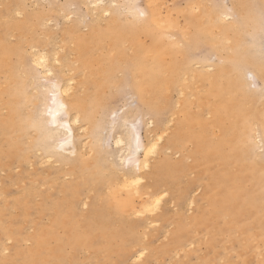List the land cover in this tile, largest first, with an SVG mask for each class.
<instances>
[{"label": "rangeland", "instance_id": "374dc122", "mask_svg": "<svg viewBox=\"0 0 264 264\" xmlns=\"http://www.w3.org/2000/svg\"><path fill=\"white\" fill-rule=\"evenodd\" d=\"M126 1L104 0L125 24L129 20L115 12V5ZM158 1L161 17L171 25L164 31L172 36L155 39L142 29L134 40L113 43L94 26L90 9L102 3L0 0V48L11 49L7 55L0 51V264H264V90L248 74L244 84L236 83L230 52L220 43L233 39L237 28L230 24H240L244 13L237 0ZM251 5L264 32V1ZM35 14L34 21L24 20ZM215 14L229 17L213 21ZM195 17L200 26L191 34ZM79 18L83 22H74ZM174 39L179 43L170 44ZM30 45L46 50L48 57L57 47L59 62L50 61L53 75L43 74L40 82L70 78V94L79 106L92 110L103 86L98 132L103 152L96 145L74 152V162L91 167L79 175L74 165L39 158L25 112L30 81L38 72ZM156 57L165 66L152 78L155 95L148 110L140 72ZM162 107L156 123L154 110ZM125 112L137 123L141 139L147 129L161 135L151 159L157 176L147 177V170L136 185L157 182L147 190L163 192L151 213L130 214L119 198L104 192L112 189L111 179L120 170L108 176L103 169L106 177L93 191L85 184L97 154L108 169L109 160L118 161L117 130L106 123ZM17 123L22 130L13 128Z\"/></svg>", "mask_w": 264, "mask_h": 264}, {"label": "bare ground", "instance_id": "6f19581e", "mask_svg": "<svg viewBox=\"0 0 264 264\" xmlns=\"http://www.w3.org/2000/svg\"><path fill=\"white\" fill-rule=\"evenodd\" d=\"M251 1L252 0L236 1L239 6V11L244 13V16L241 18V23H237V26L236 22L230 24L231 27L237 28L235 30L236 34H231L233 39L231 37L220 39V43L226 45V50L230 52L228 54V60L232 63L231 69L236 74V83L240 84V82H242L244 84L243 81H247L246 77L248 74V76L251 75L252 80L250 81L257 89L262 91L264 90V32L256 25L254 13L251 14V11H253ZM86 2L92 7L102 3V5L99 4L98 8L90 9V11L94 13V19L97 21L94 26L100 29L102 34L107 35V38L111 39L113 43L121 40H134L142 29H148L153 32L155 39L165 35L172 36L164 31L166 26L171 25L161 17V12L163 11H160L161 5L159 6L158 0H145V5L143 7H139L140 5L138 6V4H136V0H127L126 6H124V4L123 6L120 4L119 6L118 4L115 5V12H118L125 19L129 20L127 24L121 23L120 18L112 14V9L107 6V2L105 4L104 0H86ZM4 10L8 11V7ZM16 13L21 14L20 12ZM106 14L107 16H104ZM222 15L225 18L229 17L228 14ZM34 16V19L26 18L24 20L27 22L34 21L38 17L37 14ZM223 16L215 14L212 20L217 21L223 19ZM81 20L83 22L81 18L74 20V22L78 23L80 21L79 23H81ZM190 24L193 25V29H191L192 34L193 30L200 25L196 17ZM246 34L247 38H244ZM169 43L176 45L179 43V39L169 40ZM237 43H239V47H236ZM30 48L35 50L32 55L33 63L39 60L40 57L44 58L43 66L37 67L38 72L33 75V80L30 81L31 96L28 99L25 110L28 119L33 124L34 133L38 139L37 149L39 158L42 161L45 160L47 163L49 161L51 164L53 162L60 163L61 165H74V174L79 175V170L85 166L88 168L91 167L89 165H81L74 162L73 157H71L74 152L83 151L87 148L92 150L93 145H96L97 149L103 152L105 141L103 137H101V139L99 138L98 133L100 126L103 125H101L99 120L103 114L106 100L103 95L104 91H102L103 86L100 84V91L94 98L95 105L92 110H89L84 105L79 106L73 101V97L70 94L72 89L70 78L60 80L59 77L55 75L56 79H51L53 81L49 80V83L40 82L42 76L49 75V73L53 75L52 63L54 61L59 62L57 52L55 51L57 47L54 50L52 48L50 52V54H52L51 57H48L49 54L46 50L40 48L36 49L35 45H30ZM10 50L11 49H6L4 45L0 48V51H3L2 53L6 52V55L8 52H11ZM141 51L142 50L138 47L137 56H135L136 61H139L138 58L141 55ZM131 58L132 57H129L127 60L129 61ZM183 58L184 56L181 57V60ZM180 62L177 66L172 63L171 70H173L174 67L178 68L181 64ZM34 65L36 64L34 63ZM164 66V61L156 57L151 61L150 65L140 72L142 86L146 95V108L148 110L152 109V98L150 97L155 95L152 88V78L154 77V73L161 72ZM113 67L111 63L107 68L111 71ZM5 69L11 71L10 65H7ZM171 80L170 78L168 81ZM257 81L261 82V84H258ZM48 93L51 95L47 98ZM255 93L258 94L257 91H255ZM163 109L165 108H156L154 110L153 119L156 123H159L160 119H162L164 113ZM115 111H112V114L115 113ZM128 112L114 117L110 114L111 118H113L106 123L109 129L115 127L117 130L115 136H113V142L117 147L115 153L117 154L116 158H118V163L114 160H109L108 165H110L112 169H108L106 165H103V162L101 164L100 155L97 154L94 158V163H96L93 167V171L89 174V177L85 179V184L93 191L100 187V184L103 183L106 177L102 173L103 169L110 171L108 176L112 175L114 172L119 173L121 171L117 178L114 180L111 179L112 189H108V191L105 189L104 192H107L113 199L119 198L130 214H142L144 211L149 210L151 206H153L151 209L153 208L156 210L157 207L159 208L160 204L157 203V201H159L163 195V192L160 193L157 190H151V192L147 190L157 185V182H145L143 184L144 186H136L143 176L146 175L145 171L147 170L150 171L148 175H146L147 177H150V175L154 177L157 176V167L151 163V159L158 151L161 135L154 133L156 130L155 128L147 129L144 140L141 139L137 123L129 121L130 113ZM137 120L139 119H136V121ZM150 121H152V119ZM170 121L171 120L168 119L167 124L170 123ZM150 124H153V122ZM13 128L22 130L19 123H17V125L14 124ZM88 137H90V139H88ZM153 145H155V149L150 152L149 149H152ZM94 163L91 164L93 165ZM145 165H147V167ZM77 186V183H75L72 190L77 188ZM60 192L61 195H64L65 188L62 187ZM147 212L151 213L152 210ZM54 213H56V208L54 209ZM140 256H142L141 251L137 253V257Z\"/></svg>", "mask_w": 264, "mask_h": 264}, {"label": "snow or ice", "instance_id": "6c2138e0", "mask_svg": "<svg viewBox=\"0 0 264 264\" xmlns=\"http://www.w3.org/2000/svg\"><path fill=\"white\" fill-rule=\"evenodd\" d=\"M34 63L36 64V67L39 68V67L43 66V64H44V58L43 57H40L39 60L34 61ZM49 75H50V73H49ZM154 149H155V145H153V148L152 149H149V151L151 152ZM145 166L147 167V165H145ZM157 203H159V201H157Z\"/></svg>", "mask_w": 264, "mask_h": 264}]
</instances>
